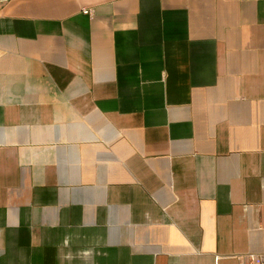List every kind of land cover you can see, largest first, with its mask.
<instances>
[{
  "label": "crops",
  "instance_id": "crops-1",
  "mask_svg": "<svg viewBox=\"0 0 264 264\" xmlns=\"http://www.w3.org/2000/svg\"><path fill=\"white\" fill-rule=\"evenodd\" d=\"M251 253L264 0H0V264Z\"/></svg>",
  "mask_w": 264,
  "mask_h": 264
},
{
  "label": "built area",
  "instance_id": "built-area-1",
  "mask_svg": "<svg viewBox=\"0 0 264 264\" xmlns=\"http://www.w3.org/2000/svg\"><path fill=\"white\" fill-rule=\"evenodd\" d=\"M88 11V9H84L85 13ZM246 264H264L263 256L261 254L251 253Z\"/></svg>",
  "mask_w": 264,
  "mask_h": 264
}]
</instances>
